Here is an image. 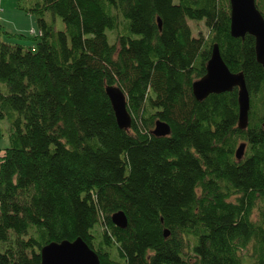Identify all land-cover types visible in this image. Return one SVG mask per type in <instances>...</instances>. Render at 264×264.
Masks as SVG:
<instances>
[{
	"label": "trees",
	"instance_id": "1",
	"mask_svg": "<svg viewBox=\"0 0 264 264\" xmlns=\"http://www.w3.org/2000/svg\"><path fill=\"white\" fill-rule=\"evenodd\" d=\"M35 1L33 45L2 39L18 35L0 24V121L11 124L0 264H42L43 247L78 238L101 264H243L242 250L264 264V67L253 36L231 35L230 0ZM190 20L208 35L195 37ZM215 45L244 74L246 130L237 88L193 95ZM109 85L126 94L130 131L117 123ZM158 121L169 136L153 134ZM121 211L125 229L113 223Z\"/></svg>",
	"mask_w": 264,
	"mask_h": 264
},
{
	"label": "water",
	"instance_id": "2",
	"mask_svg": "<svg viewBox=\"0 0 264 264\" xmlns=\"http://www.w3.org/2000/svg\"><path fill=\"white\" fill-rule=\"evenodd\" d=\"M231 35L234 38H245L251 35L256 39L258 62L264 67V15L258 9L256 0H230ZM161 23V22H160ZM193 95L202 102L211 95H220L239 90V129L249 127L251 98L244 74L233 73L225 63L220 48L215 45L211 59L207 64V73L193 84ZM106 94L112 104L117 123L125 131L132 130V117L128 110V101L124 91L116 85L106 87ZM153 134L156 137H167L171 134L169 124L158 121ZM247 144L241 143L236 157L241 161L246 152ZM113 223L125 229L128 226L127 216L118 212L113 216ZM170 231L165 230V237ZM42 264H101L99 255L82 239L75 241L52 242L41 250Z\"/></svg>",
	"mask_w": 264,
	"mask_h": 264
},
{
	"label": "rangeland",
	"instance_id": "3",
	"mask_svg": "<svg viewBox=\"0 0 264 264\" xmlns=\"http://www.w3.org/2000/svg\"><path fill=\"white\" fill-rule=\"evenodd\" d=\"M264 13V0H256ZM36 3L35 0H0V23L4 29L18 37L8 39L5 34L2 35V39L7 40L13 44H21L24 46H30L35 43L34 36H31L32 30H39L38 18L34 15L30 9ZM46 20L50 23H55L56 30L62 31L65 29V25L61 18L57 17L54 20L52 14L46 15ZM189 25L193 30L195 37L200 35L207 36L208 29L204 21L196 22L189 21ZM109 41L111 44L115 42L112 32H107ZM11 124L8 119L0 121V158L4 153V150L11 146ZM261 209H264V203L260 205ZM261 212L258 210L255 217L259 218ZM97 234L102 232V227L99 226L96 229ZM243 264H255V260L251 257L250 250H242L240 252Z\"/></svg>",
	"mask_w": 264,
	"mask_h": 264
},
{
	"label": "built area",
	"instance_id": "4",
	"mask_svg": "<svg viewBox=\"0 0 264 264\" xmlns=\"http://www.w3.org/2000/svg\"><path fill=\"white\" fill-rule=\"evenodd\" d=\"M30 34H31V36H37V35L40 34V31L32 30V31L30 32Z\"/></svg>",
	"mask_w": 264,
	"mask_h": 264
},
{
	"label": "crops",
	"instance_id": "5",
	"mask_svg": "<svg viewBox=\"0 0 264 264\" xmlns=\"http://www.w3.org/2000/svg\"><path fill=\"white\" fill-rule=\"evenodd\" d=\"M1 24V23H0ZM37 31V30H36ZM39 31V30H38Z\"/></svg>",
	"mask_w": 264,
	"mask_h": 264
}]
</instances>
